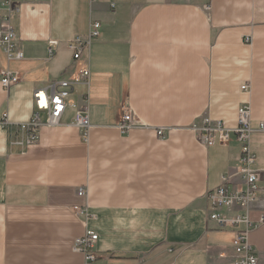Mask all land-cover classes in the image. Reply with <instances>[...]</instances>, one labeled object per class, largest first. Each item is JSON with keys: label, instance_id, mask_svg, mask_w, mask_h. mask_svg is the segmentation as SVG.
Segmentation results:
<instances>
[{"label": "crops", "instance_id": "1", "mask_svg": "<svg viewBox=\"0 0 264 264\" xmlns=\"http://www.w3.org/2000/svg\"><path fill=\"white\" fill-rule=\"evenodd\" d=\"M10 3L24 58L8 62L0 47V70L21 75L10 88L0 75V264H85L73 246L87 228L99 235L92 264H236L232 241L243 225L211 220L209 193L224 176L229 190L245 189L235 174L241 146L234 136L206 146L193 126L209 116L235 128L249 103L255 168L264 169V0ZM93 21L102 29L90 49V87L70 97L89 90V138L70 106L27 145L19 124L35 114L34 90L71 68L69 43ZM125 107L135 124L122 133ZM258 193L259 202L218 211H248L257 222L264 171ZM249 239L264 264V223Z\"/></svg>", "mask_w": 264, "mask_h": 264}, {"label": "built area", "instance_id": "2", "mask_svg": "<svg viewBox=\"0 0 264 264\" xmlns=\"http://www.w3.org/2000/svg\"><path fill=\"white\" fill-rule=\"evenodd\" d=\"M10 1L2 0L4 12L0 15V47L8 62L24 58L23 52L19 49L17 34L11 21ZM101 29L102 23L93 21L86 35L77 36L70 41L69 48L73 51V65L71 68L61 78L50 80L46 86L34 90L35 114L28 122L19 124L20 130L25 135L27 145L34 143L39 138L42 126L59 125L64 113L70 106L76 110L74 125L79 128L85 140L89 138L91 128L89 90L80 95L78 101H72L70 97L76 86L85 85L88 89L90 87V49L92 42L100 38ZM248 41H251V39H248ZM49 54H54L52 47L49 48ZM0 75L5 88H10L21 80V75L9 68L1 69ZM249 88V85L241 87L244 91L249 90ZM42 114L45 115V120H43ZM251 114V105L246 103L240 106L238 110V125L235 128L226 127L222 121L212 119L209 116L202 117L201 122H197L193 126L198 133L199 140L206 146L214 144L228 145L233 136L241 146V155L235 168V174L241 177L245 183V189L229 190L225 186L229 177L224 176L222 184L215 191L209 193V198L215 207L209 215L211 220L216 221L221 227H239L243 225L242 229L235 231L232 241L236 264H259L257 250L250 242L249 234L253 229L264 223V215L259 221L254 222L248 211L237 214L235 217H228L218 211L225 208L231 209L235 205L247 207L251 203L261 201L258 190L264 169L255 168L256 155L251 147ZM3 123L7 125V114L4 116ZM134 124V111L130 107L123 108L121 121L118 125L121 132H128ZM158 134L163 136V129H159ZM79 193L84 195L85 189L82 188ZM76 210L90 216L86 208L76 207ZM98 239V233L87 228L85 234L74 241L73 248L83 254L85 264H92L98 259V254L95 251Z\"/></svg>", "mask_w": 264, "mask_h": 264}]
</instances>
